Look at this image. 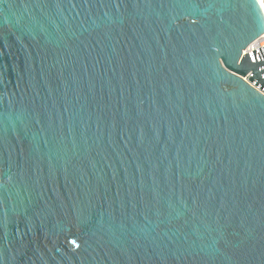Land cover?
I'll return each mask as SVG.
<instances>
[{
    "label": "water",
    "instance_id": "95a60500",
    "mask_svg": "<svg viewBox=\"0 0 264 264\" xmlns=\"http://www.w3.org/2000/svg\"><path fill=\"white\" fill-rule=\"evenodd\" d=\"M263 34L260 0H0V264H264Z\"/></svg>",
    "mask_w": 264,
    "mask_h": 264
},
{
    "label": "built area",
    "instance_id": "2783aa9c",
    "mask_svg": "<svg viewBox=\"0 0 264 264\" xmlns=\"http://www.w3.org/2000/svg\"><path fill=\"white\" fill-rule=\"evenodd\" d=\"M262 7L264 9V0H260ZM264 47V34L260 36L258 39L253 41L244 51L243 55L248 54L254 50ZM246 80V78H244ZM257 88V87H256ZM258 89V88H257ZM259 90V89H258ZM262 92V91H261ZM263 93V92H262ZM264 94V93H263Z\"/></svg>",
    "mask_w": 264,
    "mask_h": 264
}]
</instances>
